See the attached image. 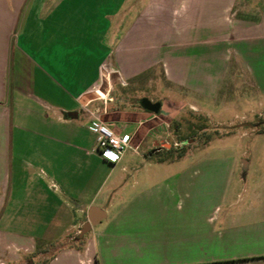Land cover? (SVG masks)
Wrapping results in <instances>:
<instances>
[{
  "label": "crops",
  "instance_id": "crops-1",
  "mask_svg": "<svg viewBox=\"0 0 264 264\" xmlns=\"http://www.w3.org/2000/svg\"><path fill=\"white\" fill-rule=\"evenodd\" d=\"M235 73L264 97V0H0V264H264L158 224L168 120Z\"/></svg>",
  "mask_w": 264,
  "mask_h": 264
},
{
  "label": "rangeland",
  "instance_id": "rangeland-1",
  "mask_svg": "<svg viewBox=\"0 0 264 264\" xmlns=\"http://www.w3.org/2000/svg\"><path fill=\"white\" fill-rule=\"evenodd\" d=\"M198 108L186 105L168 120V150L160 154L181 158L151 174L170 211L158 224L227 244L229 252L263 250L264 97L235 73L215 102L199 99Z\"/></svg>",
  "mask_w": 264,
  "mask_h": 264
},
{
  "label": "built area",
  "instance_id": "built-area-1",
  "mask_svg": "<svg viewBox=\"0 0 264 264\" xmlns=\"http://www.w3.org/2000/svg\"><path fill=\"white\" fill-rule=\"evenodd\" d=\"M90 116L87 128L95 136V144L91 149L93 152L106 155L110 154L113 160H118L124 152L131 148V137L127 133L115 132L110 123L103 120L98 109L88 110ZM107 156V155H106Z\"/></svg>",
  "mask_w": 264,
  "mask_h": 264
},
{
  "label": "water",
  "instance_id": "water-1",
  "mask_svg": "<svg viewBox=\"0 0 264 264\" xmlns=\"http://www.w3.org/2000/svg\"><path fill=\"white\" fill-rule=\"evenodd\" d=\"M95 208H91L89 209L88 213H87V221L84 223L82 229H81V235L86 232L90 226L95 225L98 222V219H96L94 217V215L92 214V212L94 211Z\"/></svg>",
  "mask_w": 264,
  "mask_h": 264
},
{
  "label": "trees",
  "instance_id": "trees-1",
  "mask_svg": "<svg viewBox=\"0 0 264 264\" xmlns=\"http://www.w3.org/2000/svg\"><path fill=\"white\" fill-rule=\"evenodd\" d=\"M258 132L259 133H264V129H261ZM259 258H264V256H262V257H251V258H248V259H239L237 261L253 260V259H259ZM224 262H227V261H222V262L218 261V262H212V263H207V264H218V263H224Z\"/></svg>",
  "mask_w": 264,
  "mask_h": 264
},
{
  "label": "clouds",
  "instance_id": "clouds-1",
  "mask_svg": "<svg viewBox=\"0 0 264 264\" xmlns=\"http://www.w3.org/2000/svg\"><path fill=\"white\" fill-rule=\"evenodd\" d=\"M106 155H107V153H106ZM113 159H115V157H112Z\"/></svg>",
  "mask_w": 264,
  "mask_h": 264
}]
</instances>
